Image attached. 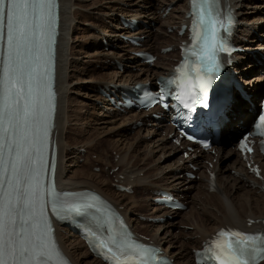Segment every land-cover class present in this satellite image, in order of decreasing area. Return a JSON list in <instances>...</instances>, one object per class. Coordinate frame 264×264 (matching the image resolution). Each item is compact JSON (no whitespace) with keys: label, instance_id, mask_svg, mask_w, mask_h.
Segmentation results:
<instances>
[{"label":"bare ground","instance_id":"bare-ground-1","mask_svg":"<svg viewBox=\"0 0 264 264\" xmlns=\"http://www.w3.org/2000/svg\"><path fill=\"white\" fill-rule=\"evenodd\" d=\"M60 2L61 34L56 77L58 105L53 130L58 145L57 180L59 185L64 188H89L100 192L120 210L135 230L148 237L176 264H194L191 250L201 247V242L211 237L220 227L237 226L249 230L264 227L261 221L264 219V179L254 178L249 173L239 153L233 147L239 131L251 121V110L253 105H257L254 104L256 97L264 90L262 76L264 60L259 55H252L256 49L258 52L264 49V32L257 34L252 31V29L264 28V0L259 5H257L258 0H229L240 17L235 40L245 50L250 51V53L239 54L233 63V68L239 71L242 77L241 82L244 79L243 87L248 98L246 99L237 90L244 104L239 111L228 116L229 121L225 123L221 132V141L214 146L215 154L203 152L197 154L195 159L191 156L180 157L169 169L162 167L163 164L161 167L158 165L157 168H151L149 162H145L149 155L157 151H164L165 157L176 155L180 150L182 152L180 146L172 142L173 137H169L173 129L167 125L166 121L154 125L151 123L148 112L123 115L108 104L107 99H103V105H99L94 117H90V113L97 100L102 99L95 91L97 88L107 86L109 91H114L122 85L154 81L157 76L171 71L173 64L176 63L175 59H179L177 45L180 40L186 39V33L178 36L175 30H169L185 21L184 14L188 10L187 0H159V3L155 0H60ZM168 6H171L170 11L163 17ZM257 12H261V15L254 17ZM119 14L125 18L136 17L141 23L135 30H128L120 22ZM81 26L95 33L87 35L88 39L92 37L95 39L89 41V48L94 47L91 51L76 49L79 45L73 44L72 35L83 31ZM136 35L144 37V48L133 47L127 41L122 43L123 36ZM160 40L162 44H158L160 46L155 53L158 60L152 64H141L132 54V51L140 49L150 51L156 41ZM255 41L258 42V46L254 49L251 45ZM166 46H171L172 49L169 52H161V48ZM78 60L84 64L76 65L75 62ZM244 60H249V63L241 67ZM93 61L100 62L104 68H112L117 63L121 67L116 65L114 71L110 70L111 72L109 71L105 76H100L92 68ZM255 70L259 73L250 76ZM77 72L91 74V76L78 79ZM74 78L75 80H72ZM86 84H92L90 86L92 89L77 90ZM93 88L96 89L93 90ZM79 105L84 109L76 113ZM148 124L152 125L151 129ZM154 126L159 128L156 129ZM144 128L146 131L142 134L141 130ZM162 128L165 133L162 132ZM79 129L87 135L94 133L95 136L89 139L86 137L88 140L73 144L69 133L74 131L75 134ZM132 130L137 132L134 142L148 141L142 151L136 155L135 152L131 153L132 148L125 139L127 132ZM104 136L106 139L104 138L103 141L109 144L111 150H116L118 155L116 160L115 157H112V160L105 159L102 168L109 167L107 177L92 180L93 177L98 176L97 173L92 172V166L89 171L78 163L77 159L67 163V158L72 157L79 148H92L94 139ZM200 156L212 164L211 170L216 175L213 190L209 187V175L206 172L209 164L202 162ZM97 157L101 158L98 155ZM254 159L261 164L264 177L263 158L255 153ZM136 160L137 162L134 163ZM88 161L85 155L83 162L88 163ZM190 161H195L199 166V169L195 171L198 179L181 175ZM116 167H118L117 170H115ZM108 177L112 179L111 181L114 178L122 179L123 184H132L136 190H144L147 194L161 189L168 190L182 198L189 209L182 212L157 206L151 202L152 197L156 196L154 194L149 198L141 197L143 201H146L144 207L147 212L142 211L143 202H140L134 194L109 190ZM214 210L216 212H213ZM142 217L146 218L144 222L140 221ZM250 219H253L254 223L247 227ZM152 224L156 227L150 228ZM175 229L178 230L179 235L174 233ZM57 238L73 264H103L76 234L68 231L61 224L57 226ZM260 264H264V261Z\"/></svg>","mask_w":264,"mask_h":264},{"label":"snow or ice","instance_id":"snow-or-ice-1","mask_svg":"<svg viewBox=\"0 0 264 264\" xmlns=\"http://www.w3.org/2000/svg\"><path fill=\"white\" fill-rule=\"evenodd\" d=\"M216 3L217 0H190L193 31L199 23L200 40L204 43L209 42L212 5ZM198 6L203 15L197 12ZM54 7L55 0H0V40L6 45L0 64V264H48L51 256L47 241L51 225L44 218V209L40 205L39 171L34 167V157L40 158L41 167L46 166L41 154L49 131L50 109L41 99L48 85L38 69L43 66L45 72L48 71ZM226 19L230 25L231 15ZM219 26L228 31L224 23ZM224 43L221 39L219 47L223 48ZM214 57L215 52L209 64H215ZM215 68L218 70L219 65L216 64ZM215 75L214 70L212 76ZM206 83L211 86L210 80ZM218 87L221 91L212 116L217 122H222L225 117L239 111L244 101L235 85L225 83ZM52 95L47 91L49 103ZM204 107L211 108L212 105L205 104ZM260 120L264 122V116ZM51 167L55 168L54 162ZM89 207L87 203L68 205L66 202H54L53 212L68 211L80 215ZM226 234L244 237V240L236 242L234 249L230 243L231 251L225 253L234 264H254L258 258L264 257V233H231V230L219 233ZM245 240L251 243L246 244ZM100 243L103 247L104 243ZM126 247L132 253L126 259H146L144 245L129 243ZM61 264L68 262L62 260Z\"/></svg>","mask_w":264,"mask_h":264},{"label":"rangeland","instance_id":"rangeland-1","mask_svg":"<svg viewBox=\"0 0 264 264\" xmlns=\"http://www.w3.org/2000/svg\"><path fill=\"white\" fill-rule=\"evenodd\" d=\"M98 1H101V0H98ZM262 1L263 0H258V2H257V5H259V3L260 4H262ZM155 2H158L159 3V0H155ZM263 13V12H262ZM264 14V13H263ZM166 14L164 13V15H163V17L165 16ZM258 15H261V12H257L255 15H254V17L255 16H258ZM90 19H91V17H90ZM81 28L83 29V31L81 30V32H78V33H74L73 35H72V39H73V44H78L79 45V47H77L76 49H80V50H84V51H91V50H93L94 49V47H92V48H89V46H90V40L92 39V40H95L93 37L92 38H89L88 39V33H93L92 31H90V30H87V28L86 27H84V26H81ZM85 30H86V32H85ZM90 31V32H89ZM87 33V34H86ZM93 34H95V33H93ZM94 37H95V35H94ZM85 38V39H84ZM155 39V38H154ZM87 40V41H86ZM87 43V44H86ZM82 44V45H81ZM151 42H150V46H151ZM158 44H162V42H161V40L158 42V41H156V44L154 45V47H153V49H152V52H157V49L159 48V46L160 45H158ZM93 45V44H92ZM258 44H254V46H257ZM81 47V48H80ZM144 47V46H143ZM82 56V55H81ZM79 59H82V57H79ZM98 60V59H97ZM79 61H81V60H78V61H76L75 62V64L76 65H83L84 63L83 62H79ZM93 63H94V65L92 66V68L96 71V73L98 74V75H102V76H105V74H107L110 70L112 71H114L115 70V67H116V64H114V66H112V68H104V67H102V65H101V63L100 62H96V61H93ZM248 68V67H247ZM246 69V68H245ZM245 69H243V70H245ZM110 71V72H111ZM256 74H258V72L257 71H254V72H252V74H250V76H254V75H256ZM77 76H76V78H78V79H81V78H83L84 76H91V74H88V75H86V74H78V72H77V74H76ZM249 78H251V77H249ZM72 80H75V78L74 79H72ZM92 84H86L84 87H79V88H77V90L78 91H80V89H82V91H85V90H89V89H92L90 86H91ZM86 87V88H85ZM96 88H93V90H95ZM96 91V90H95ZM71 97H73V95H71ZM84 108H83V106H81V105H79L77 108H76V113H80L82 110H83ZM97 110H98V106H95L94 107V109L92 110V113H90V117H94V115H96V112H97ZM131 113H132V111H130V112H128L127 114H123V115H126V116H128V115H131ZM148 127L151 129L152 128V125H148ZM145 131H146V129L144 128V129H142L141 130V133L143 134V133H145ZM70 132V131H69ZM91 134H92V136H91ZM90 135H87V134H85V133H83V131H81L80 129L79 130H76V132H75V134H74V131H71L70 133H69V137H70V139H72V143L74 144V143H80L81 141H84V140H88L89 138H91V137H94L95 135H94V133H91ZM136 134H137V132L135 131V130H132V131H129V132H127V134H126V137L127 138H125L126 139V141H127V143L130 145V148H132L131 149V153L133 152H135L134 154L136 155V154H139L141 151H142V149H143V147L145 146V145H147V143H148V141L146 140V141H143V142H139V143H136V142H134V139H135V136H136ZM86 137L88 138V139H86ZM106 139V137L104 136L103 138H95L94 139V145H92V148L91 147H86V149H87V153H86V155H87V157H88V163L86 162V163H84V162H81L80 164H82V166L83 167H85L87 170H89L90 171V167L92 166V172L93 173H97L98 174V176H96V177H93L92 178V180L94 179V180H96V178L97 179H100V178H105V177H107V173H108V169H106V167L104 168V170H103V168H102V166H103V164L105 163V159L106 160H112V157H115V154H116V150H111V148L108 146L109 144H107V142H105V141H103V139ZM110 139H112V137L110 138ZM69 142H71V141H69ZM169 143V141L167 142V144ZM137 149V150H136ZM134 150V151H133ZM136 150V151H135ZM67 152H69V150H67ZM159 152L161 153V154H159ZM97 155L99 156V157H101V158H98L97 157ZM159 155V156H158ZM175 155V154H174ZM174 155H170V156H168V157H165V155H164V151H157V152H154V153H152L151 155H149L148 157H147V160L145 159V162H149V165L151 166V168H154V167H158V165H160V167L162 166V164H163V166L162 167H164L165 169H169V168H171L172 166H174L175 164H176V161L178 160H175V158H174ZM164 156V157H163ZM78 157H79V154H78V150L75 152V154H73V156L72 157H69V159L67 158V163L69 164L73 159H78ZM149 157H151V158H149ZM157 157H158V159H157ZM180 158V157H179ZM169 159V160H168ZM153 161V162H152ZM137 162V160L134 162V163H136ZM158 162H159V164H158ZM164 163H167L166 165L164 164ZM92 164H94V165H92ZM94 166H100V170L99 171H97V170H94L93 169V167ZM147 167H149V166H147ZM156 167V168H157ZM167 167V168H166ZM163 168V169H164ZM147 170V169H146ZM107 171V172H106ZM159 171H162V169H159ZM142 173V172H141ZM108 184H107V188L109 189V190H111L112 192L114 191V192H116V190H115V188H114V186H113V184H112V182H111V179H110V177H108ZM132 194H134L137 198H138V200H140V202H143L142 203V211H144L145 210V212H147V210H146V208L144 207V205H145V203H146V201L144 200L143 201V199L141 198V197H144V196H147L148 198L152 195L151 193H149V194H147V192L146 191H144V190H141V189H138V190H135L134 189V193H132ZM197 203V202H196ZM200 204V203H199ZM198 206H200V205H198ZM189 209V207L186 209V210H183L182 212H185V211H187ZM197 209H198V207H197ZM213 212H216L215 210L213 211ZM217 216H218V213L216 214ZM141 221V220H140ZM143 222V221H142ZM153 225V226H152ZM151 226H150V228L152 227V228H155L156 227V225H154V224H152ZM174 233L175 234H177V235H179V232H178V230H174ZM188 237V236H187ZM189 246L187 245V248H188Z\"/></svg>","mask_w":264,"mask_h":264}]
</instances>
